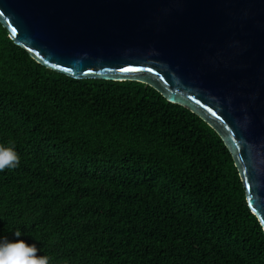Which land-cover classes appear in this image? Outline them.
I'll return each mask as SVG.
<instances>
[{
    "label": "trees",
    "instance_id": "16d2710c",
    "mask_svg": "<svg viewBox=\"0 0 264 264\" xmlns=\"http://www.w3.org/2000/svg\"><path fill=\"white\" fill-rule=\"evenodd\" d=\"M0 144L21 157L0 172V238L50 264H264L212 128L145 84L47 69L1 24Z\"/></svg>",
    "mask_w": 264,
    "mask_h": 264
},
{
    "label": "water",
    "instance_id": "95a60500",
    "mask_svg": "<svg viewBox=\"0 0 264 264\" xmlns=\"http://www.w3.org/2000/svg\"><path fill=\"white\" fill-rule=\"evenodd\" d=\"M0 24L47 69L139 82L198 116L264 231V0H0Z\"/></svg>",
    "mask_w": 264,
    "mask_h": 264
},
{
    "label": "clouds",
    "instance_id": "9594fccd",
    "mask_svg": "<svg viewBox=\"0 0 264 264\" xmlns=\"http://www.w3.org/2000/svg\"><path fill=\"white\" fill-rule=\"evenodd\" d=\"M20 160L14 144H0V172L17 168ZM14 235L19 238L23 234L15 231ZM38 251L35 243L28 244L23 239L0 238V264H50V257L46 254L38 255Z\"/></svg>",
    "mask_w": 264,
    "mask_h": 264
}]
</instances>
